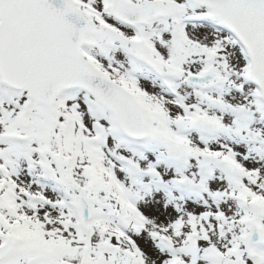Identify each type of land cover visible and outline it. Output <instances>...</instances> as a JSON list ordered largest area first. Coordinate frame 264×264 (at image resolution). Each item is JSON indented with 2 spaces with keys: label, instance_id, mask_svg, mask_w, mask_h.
Returning <instances> with one entry per match:
<instances>
[{
  "label": "snow or ice",
  "instance_id": "6c2138e0",
  "mask_svg": "<svg viewBox=\"0 0 264 264\" xmlns=\"http://www.w3.org/2000/svg\"><path fill=\"white\" fill-rule=\"evenodd\" d=\"M0 264H264V0H0Z\"/></svg>",
  "mask_w": 264,
  "mask_h": 264
}]
</instances>
